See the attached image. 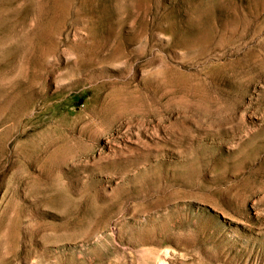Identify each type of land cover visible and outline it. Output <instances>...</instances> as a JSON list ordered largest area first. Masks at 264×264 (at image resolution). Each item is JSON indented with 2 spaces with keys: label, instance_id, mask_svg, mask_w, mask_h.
I'll return each instance as SVG.
<instances>
[{
  "label": "rangeland",
  "instance_id": "374dc122",
  "mask_svg": "<svg viewBox=\"0 0 264 264\" xmlns=\"http://www.w3.org/2000/svg\"><path fill=\"white\" fill-rule=\"evenodd\" d=\"M0 264H264V0H0Z\"/></svg>",
  "mask_w": 264,
  "mask_h": 264
}]
</instances>
